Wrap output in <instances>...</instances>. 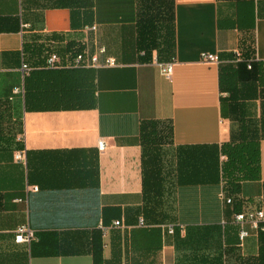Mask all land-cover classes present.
<instances>
[{"label": "crops", "instance_id": "1", "mask_svg": "<svg viewBox=\"0 0 264 264\" xmlns=\"http://www.w3.org/2000/svg\"><path fill=\"white\" fill-rule=\"evenodd\" d=\"M97 1L89 20L70 7L0 0V264H264V240L252 231L240 242L231 204L219 197L222 144L243 121L261 155V179L243 183V207L264 202V87L234 60L241 51L264 61V0H172L171 34L162 23L166 38L147 53L137 0ZM77 43L90 54L105 47L102 59L116 64L68 65ZM49 51L65 65L48 68ZM169 62L172 79L161 71ZM144 121L171 128L170 157L183 147L217 158L211 199L201 195L206 184L163 197L161 211L178 212L175 221L147 210ZM184 190L198 195L180 203ZM22 224L34 231L30 244L15 241Z\"/></svg>", "mask_w": 264, "mask_h": 264}, {"label": "trees", "instance_id": "2", "mask_svg": "<svg viewBox=\"0 0 264 264\" xmlns=\"http://www.w3.org/2000/svg\"><path fill=\"white\" fill-rule=\"evenodd\" d=\"M26 1L20 0V4L24 6ZM35 1L50 8L70 7L74 11L83 13V16L88 15L89 20L92 19V14H94V7L97 8L99 5L97 0ZM137 2L140 14L138 20L139 42L142 49L147 53L150 49L158 47L160 40L166 38L162 36V23H164V27L171 34L173 22L172 0H137ZM24 24H27L28 27H23V29L30 27L28 23H23L22 26ZM32 47L31 53L33 55L42 54V46L34 45ZM68 49L75 55L83 51V45L78 43L69 44ZM238 53H240L239 60ZM234 55L236 63L244 62L247 71L252 73L253 78L264 87V61H261L256 56L246 58L241 51L235 52ZM38 72L36 70L31 73V76L34 75V80L38 79ZM34 92L36 103H38V88ZM251 131L252 128L242 121L236 130H232L231 140L222 144L221 148V152L225 156L221 168L222 189L225 190L228 196L233 197V203L230 205L232 208L230 213L233 216L243 209V205L247 200L242 197L243 183L261 179L260 144L252 138ZM140 138L143 147L144 192L147 194L148 203L150 202L147 208L149 212L175 221L178 218V212L162 213V199L165 196L171 197L178 188L187 189L183 188L184 186L206 184L208 186L206 190L202 191V197L205 199L213 197L215 187L211 184L218 179V175L211 170L214 166L213 163L217 161V158L214 161V152L211 153V159L208 156V158L206 157L208 153L202 148L187 149L181 147L178 148L175 156L170 157L169 146L172 145L173 141L171 128L156 121H144L141 123ZM199 168H205L206 170L205 172H199ZM172 176H176L177 181L170 180ZM180 194V203H182L185 198H192L193 194L198 195V191L184 190ZM160 220L162 221L164 218ZM259 236L264 240V232H260ZM95 246L94 256L96 261H99L101 251L99 244Z\"/></svg>", "mask_w": 264, "mask_h": 264}, {"label": "built area", "instance_id": "3", "mask_svg": "<svg viewBox=\"0 0 264 264\" xmlns=\"http://www.w3.org/2000/svg\"><path fill=\"white\" fill-rule=\"evenodd\" d=\"M23 27H28L24 24ZM95 28V27H94ZM106 52L105 47H101L96 54H90L87 50H83L74 55L73 59L69 61L68 65L73 67H101L106 65H115L116 61L113 57L102 59ZM240 53H238V60ZM202 60L207 63H220V56L213 53H204ZM236 62V60H235ZM65 65L64 59L55 51H49L47 53L46 66L49 68H59ZM251 67V66H250ZM23 69L29 70L28 63H23ZM162 74L168 79H172L174 75V64L172 62L161 64ZM15 93L19 92L16 88ZM100 151H104L107 147V143L104 139H100L97 144ZM15 160L18 162L26 163V151L18 150L15 153ZM36 188V187H35ZM220 199L225 204H232L233 197L228 196L224 189L219 194ZM235 225L238 226V237L240 242H244L251 235L252 231L259 234L264 232V202L256 203L252 205L244 206L240 212H237L233 216ZM121 221H116L115 225H120ZM140 224H144V220L140 221ZM1 231V227H0ZM170 232L174 233V228H170ZM35 239L34 231L27 225L22 224L17 227L15 241L17 243L30 244Z\"/></svg>", "mask_w": 264, "mask_h": 264}, {"label": "rangeland", "instance_id": "4", "mask_svg": "<svg viewBox=\"0 0 264 264\" xmlns=\"http://www.w3.org/2000/svg\"><path fill=\"white\" fill-rule=\"evenodd\" d=\"M56 52V51H55Z\"/></svg>", "mask_w": 264, "mask_h": 264}]
</instances>
